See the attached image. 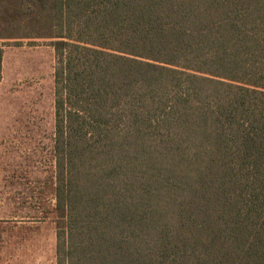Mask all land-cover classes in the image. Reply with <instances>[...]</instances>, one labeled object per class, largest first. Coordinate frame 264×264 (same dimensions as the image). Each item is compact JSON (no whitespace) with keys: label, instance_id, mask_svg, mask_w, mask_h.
I'll return each mask as SVG.
<instances>
[{"label":"trees","instance_id":"obj_1","mask_svg":"<svg viewBox=\"0 0 264 264\" xmlns=\"http://www.w3.org/2000/svg\"><path fill=\"white\" fill-rule=\"evenodd\" d=\"M22 40L56 60V264H264V0H0V70Z\"/></svg>","mask_w":264,"mask_h":264},{"label":"rangeland","instance_id":"obj_2","mask_svg":"<svg viewBox=\"0 0 264 264\" xmlns=\"http://www.w3.org/2000/svg\"><path fill=\"white\" fill-rule=\"evenodd\" d=\"M2 48L0 264H56L54 51L42 40Z\"/></svg>","mask_w":264,"mask_h":264}]
</instances>
